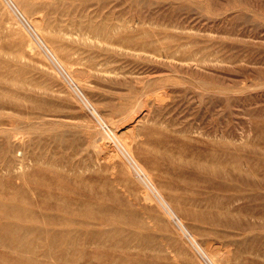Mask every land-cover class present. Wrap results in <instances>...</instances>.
<instances>
[{"label":"rangeland","instance_id":"1","mask_svg":"<svg viewBox=\"0 0 264 264\" xmlns=\"http://www.w3.org/2000/svg\"><path fill=\"white\" fill-rule=\"evenodd\" d=\"M12 1L100 115L0 0V264H208L99 129L216 264H264V0Z\"/></svg>","mask_w":264,"mask_h":264},{"label":"bare ground","instance_id":"2","mask_svg":"<svg viewBox=\"0 0 264 264\" xmlns=\"http://www.w3.org/2000/svg\"><path fill=\"white\" fill-rule=\"evenodd\" d=\"M9 1L11 2L13 9H15L16 14L19 16V18L21 20H23V23L26 25V27L28 28V31L31 34L30 36L32 37V39H31V42L29 41L30 42V46H32V47H38L39 49H41L46 54L47 58L52 63V66L55 68V71L57 73H59L68 83H70V85H71V87H72V89L74 91L75 96H77L81 100V102L87 106L88 109L90 108V110L92 111V115L93 116L99 117L100 114L98 115V111L90 103V101L83 94V92L80 90L78 84L76 82H74L73 80H71L72 77H71V74H70L69 70H67L64 67L61 59L56 55V53L53 51V49L43 39V37L41 36V34L39 32L38 26L36 24L32 23L25 16V14L14 4V2L12 0H9ZM101 118H102V116H101ZM119 123H120V121H119ZM100 130L101 129H99V137H101L103 139L104 145H103V147L100 146V148H98L99 151L102 152V153H105V154L107 152H111V151L115 152L119 156V158L123 161V163L126 165V167L128 168V170L132 173V175L140 183H142V185L147 189V191L145 192V197L146 198H149V199H155V200H157L163 206V208L173 217V219L175 220V222H177L180 225L181 228H184L186 235L189 236L190 240H192V242L194 243L193 245H196L195 247L198 249L199 253L206 260V262L208 264H216L212 259H210V257H208L205 254L206 252L202 250V248H201L202 246L201 247L199 246V244L197 243L194 235L187 229V227L182 222V219L178 217L179 215L177 216V214L170 207V205L168 204V202L166 201V199L164 198V196L162 195V193L160 192V190L156 186L152 174L135 157V154L133 152L132 146L130 145L129 141H127L124 138V136L122 137L121 135H116L117 133L116 134L115 133H113V134L109 133V135H110L109 136V135H107L105 133L106 131H103V130L100 131ZM132 137H135V136H132ZM97 143H99V142H96V145H97ZM93 148H94V146H93Z\"/></svg>","mask_w":264,"mask_h":264}]
</instances>
